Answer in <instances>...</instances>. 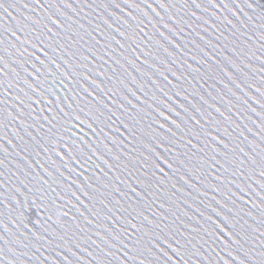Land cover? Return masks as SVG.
<instances>
[{
  "label": "water",
  "instance_id": "obj_1",
  "mask_svg": "<svg viewBox=\"0 0 264 264\" xmlns=\"http://www.w3.org/2000/svg\"><path fill=\"white\" fill-rule=\"evenodd\" d=\"M159 3L0 0V264L264 261V0Z\"/></svg>",
  "mask_w": 264,
  "mask_h": 264
},
{
  "label": "snow or ice",
  "instance_id": "obj_2",
  "mask_svg": "<svg viewBox=\"0 0 264 264\" xmlns=\"http://www.w3.org/2000/svg\"><path fill=\"white\" fill-rule=\"evenodd\" d=\"M125 3H127V0H125ZM157 4H158L159 7L163 8V5L159 3V0H157ZM221 6L222 7L224 6L223 3H222V0H221ZM116 7L118 8L119 5H116ZM57 20H60V19L57 18ZM53 23L55 24V21H53ZM165 27L167 28V25H165ZM161 35L163 36V34H161ZM261 176L264 177V173H261ZM222 209H224V208L221 206L220 210L223 211ZM213 211H215V210H213ZM216 213H217V216L220 217L219 212H216ZM227 214H230V210H228ZM220 221L224 225V228H227L228 231L230 233H232V235H228L227 233H225L223 231V229H220V232L224 233L228 237V240L224 239L223 243L229 244V240H230L232 244L238 245L240 247V250L243 252V257H244V259H242L240 261V264H243V261H245V260H250L249 251L246 250L245 246H244L245 243H246L244 237L239 232H236L234 230V228L229 225V223H228V221L226 219H223V218L220 217ZM233 237H235V239H233ZM167 239H168L167 237H165L163 240L160 239L159 237H157L156 238V242L158 243V241H162L164 244L168 245L169 248H171V245L166 243ZM172 241H174L177 244V247H179V241L178 240H172ZM229 247H231V244H229ZM159 251H161V249H159ZM181 259H182V257H181ZM262 264H264V261H262Z\"/></svg>",
  "mask_w": 264,
  "mask_h": 264
}]
</instances>
